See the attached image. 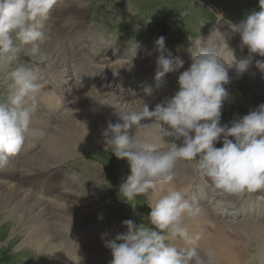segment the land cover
<instances>
[{"label": "clouds", "instance_id": "obj_1", "mask_svg": "<svg viewBox=\"0 0 264 264\" xmlns=\"http://www.w3.org/2000/svg\"><path fill=\"white\" fill-rule=\"evenodd\" d=\"M57 6L62 7L60 0H0V69H8L7 91L0 98V169L23 148L34 111L30 101L34 102L40 91L37 70L20 61L21 53L33 61L45 59L41 51L47 39L44 22ZM79 6L86 7L87 0H79ZM232 28L241 38L240 47H247L250 53L249 58L236 63L239 77L251 66L253 54L264 57V0H259L258 11L252 10ZM165 39L160 36L155 41L160 53L158 70L154 86L142 88L145 96L166 85L165 74L174 70V63L183 65L179 57L174 59L167 51ZM191 52L192 62L179 74V90L173 96L157 103L154 110L139 99L133 110H117L116 122L109 120L102 130L105 149H111L118 159H126L130 167V174L119 187L125 201L139 195H158L155 203L149 204L147 224L137 226L126 219L122 224L127 231L105 240L113 257L110 264H212V253H202L198 247L199 234H191L185 226L186 219L201 213L197 198L166 188L180 161L194 162L200 175L222 193H264V103L222 125V109L230 97L225 85L231 82L233 52L230 59L220 46H203ZM256 67L264 74V60H257ZM133 126L134 135L130 132ZM147 128L173 139L164 140L166 148L138 139L140 130ZM221 141L222 147H216ZM177 240L184 246H178Z\"/></svg>", "mask_w": 264, "mask_h": 264}, {"label": "rangeland", "instance_id": "obj_2", "mask_svg": "<svg viewBox=\"0 0 264 264\" xmlns=\"http://www.w3.org/2000/svg\"><path fill=\"white\" fill-rule=\"evenodd\" d=\"M208 1L209 4L204 0H87V6L83 8L84 12L81 13L85 20V23L83 22L85 24L83 27V33L85 35L83 38L84 48H81L80 45L74 44V40L80 32L72 34L64 33V29L68 24L67 20L69 16L67 15L70 11H74L76 7L80 8L79 0H60L62 7H54L49 16L50 21L44 22L47 39L45 43L41 45V51L45 59L43 61L40 59L33 61L29 55L21 53L20 61L30 63L36 70H40L42 67L46 66L51 53L57 49V44L53 42L59 32L62 33V37H59L63 38V43L65 44L64 50L68 56L71 57L73 62L71 63L65 60L64 64L62 62L59 63L56 70L61 72L65 71L67 73L71 72L70 76L76 74L72 71L77 68V70L80 71L82 68V65L76 62L78 58H76V56H71V53L76 52V49L82 51L83 57H85L83 62L87 63L91 61L96 62L95 60H101L107 56L114 57L118 55V53L127 52L133 53L135 58L144 55L146 57L150 55L151 57V54L155 50V45L154 43L151 44V42L155 37L159 38L160 36L166 38L165 41L168 45H171L172 49H175L177 46L184 47L182 49H177L176 55L187 54L189 51L195 50L197 45L204 42L207 44L205 46L208 47L212 44L213 46H227L224 47L223 52L225 55L231 57L232 51L234 58H239L237 61L244 59V56L245 59L249 58L250 53L247 47L243 49L240 47L241 38L232 27H234L235 24H239L252 10L258 11L259 0ZM218 8L224 9V12L219 14ZM75 26L76 24L71 25L70 23L67 30H74L76 28ZM149 36L153 38L150 40ZM148 37L149 40L147 41L145 38L148 39ZM211 37L215 39L216 42H209V38ZM101 45H103V47H101ZM226 48H228L230 52L226 51ZM149 49L151 51H149ZM166 49L170 52L169 46H167ZM90 52L93 53V56H90ZM125 57L126 56L122 57V59L124 60ZM251 58L252 64L242 76L238 77L237 72L229 73L231 82L225 85V87L229 91L230 97L225 101L222 109V125L228 124L232 120L248 114L250 111L255 110L260 104L264 103V74H261L256 67V61L264 60V57L253 54ZM190 60H192V58H190ZM68 66H70V68H68ZM7 71L8 69H0V98H2L7 91L5 81ZM168 73H166L164 77L167 83L160 91L162 93L161 98H159L160 102L165 98H170L171 95L173 96L175 92L179 90V84L177 82L178 76L175 77V73ZM67 79L69 78L67 77ZM128 80L131 82L134 79L128 77ZM67 83L66 91L68 90L69 92L71 86L69 81ZM105 83L110 84L115 83V81L113 78H106ZM41 84V90L52 89L55 95H58L57 88L60 83L56 78L53 77L51 81L45 84L44 81H42ZM130 89L138 94L142 93L140 87L137 85ZM66 91L64 90V92ZM119 93L123 94L121 89ZM36 95L35 100L41 101V109H43L46 115H51L54 124L62 125L63 123L70 122V126H73L75 122L74 119L77 120L79 124L77 129L81 126L77 134L79 135L80 131H85L83 140L75 148L72 142V146L69 149L70 153L62 155L63 157L60 156L58 160H50L48 165H42L34 176L31 175L32 171L26 170L22 172L19 168H15L11 171L12 173L17 172L16 179L22 180L26 184V187L23 189V191H27L25 194V202L21 200V195L23 194L22 190L18 191L20 193L17 194L8 190L9 185L14 183L3 179V175L6 174V169H1L0 194L5 197L9 194V205L15 201L19 202L20 206L22 205L15 209L19 210L15 217L19 213L21 214L24 209L32 208L36 214L41 213L43 219L50 220L49 226L52 225L53 233L51 234L54 235V237L65 243H78V247L82 248V252L84 253H82L80 257L74 255V260L81 261L80 264H110L111 259L106 262L99 259L100 256H98L96 252V247L99 246L103 248L105 253L113 259L111 250L105 247V240L114 239L117 234L126 232L127 229L122 224V221L126 219L133 220L137 226L141 223L147 224V216L151 210L149 204H154V202L150 199L148 194L139 195L132 201H125L123 194L119 191V187L122 181L130 174L128 162L126 159H118L115 157V155L111 153V149H105V142H101L97 134L99 133L102 135V130L107 127L109 120L113 123L116 122V112L119 110L120 104L121 106H125L124 108L121 107V111H128L133 110L137 103L133 98H130L131 93L128 91V100L134 101L133 104L127 99L124 101L126 103H121L122 101L120 100L116 101V97L112 99L113 103L104 99L100 104L101 107L99 111L97 114H94V112L82 108L83 102H81L79 105L81 111L72 118V108L76 105L73 101L78 100L72 93L69 99V111L67 109L68 105L64 103L56 110H52V108L47 105L42 94L37 93ZM41 109V113L37 111L39 115H43ZM61 110H63L62 114L60 113ZM151 110H154V108ZM65 111L66 113L64 114ZM38 114H36L37 118ZM147 129H143V133L139 132L138 139L146 142L153 141L154 143H157L158 139L160 141L162 139L163 142L164 140L173 139L172 137H163L162 133L155 128H151V130L155 132V135L149 138L147 137ZM130 132L133 135L135 134V126H133ZM43 135L46 134L43 133ZM51 135L53 136V128L47 131L46 138L52 139L56 134L54 137H51ZM29 145L30 147L41 149L44 143L38 145L35 144L32 139L29 141ZM215 146L222 147V141L218 142ZM166 147L167 146L164 145V148ZM34 152H36V150ZM17 156L19 158V160H17L18 163L24 164L26 162V152H21L12 157V159L16 160ZM176 170L177 169H175V171ZM40 171H43L46 176V179L43 181H46L51 174L55 172L59 173L62 180V185L58 186V189H60L59 191H67V186L70 182V185H73V190H81V195L78 200L67 207H62V204L59 202L58 205H56L54 203L55 195L52 194V196L50 193L52 189L44 187L48 191L44 189V193L41 192L43 185L39 181L42 175ZM27 172L30 173V175H27ZM198 172L199 170L197 173ZM36 175L39 176V180L37 181ZM14 176H16V174ZM29 178L30 181L27 182ZM28 184H35L38 188L33 189ZM91 184L93 192L88 189V186ZM28 188L30 190H28ZM59 191L56 193H59ZM210 193L212 195V190ZM256 193L258 194L253 195V193L245 192L242 193L243 195H233L232 198L237 199L239 197L238 195L245 199L254 196L264 197L263 193ZM63 195L60 197H63ZM226 196L227 194L214 190V205H212L213 203L210 204L211 206L209 205L211 209L214 210L217 209L216 206L218 204H222L217 210L222 211L218 214L221 219L226 221L236 222L246 220L250 216V207L252 206V210H256L260 205V202H253L250 204V207L246 209L247 211L235 215L236 211L232 209V205L228 206V204L224 203L228 200ZM67 202L70 201L67 200ZM6 205L7 201H0V206ZM7 208H2L0 212L3 213L5 211L8 213L10 210L8 211ZM42 209H44V211H42ZM66 211L69 217L65 219V222H61L60 220H56V222L55 219H61L62 214ZM10 213L12 214V210ZM71 219H73V221H70ZM8 221V219L4 220L0 218V264H42L41 261L36 259V256L33 257V246L23 247V249L18 248V239L8 232L7 228L12 226ZM52 222H54V224ZM6 223L8 225H6ZM37 223H39L38 220ZM148 226L151 225L149 224ZM209 229L210 231L214 229L213 224L209 225ZM105 233H107V235L102 239L101 237ZM79 236L85 239L81 242H76ZM243 236L245 237H243V241H238V239L230 241L232 245H243V243H246L245 251H247L245 252V256L247 255V259L243 260L240 264H264L262 263L264 253L258 249L261 246V242L258 241L259 239L253 237L248 239L245 232ZM100 243H103V245ZM175 243L178 246H184L181 240L175 241ZM198 247H200V250L203 252L199 244ZM45 258L46 257H44V259ZM70 261L71 260H69L67 264L73 262V260Z\"/></svg>", "mask_w": 264, "mask_h": 264}, {"label": "bare ground", "instance_id": "obj_3", "mask_svg": "<svg viewBox=\"0 0 264 264\" xmlns=\"http://www.w3.org/2000/svg\"><path fill=\"white\" fill-rule=\"evenodd\" d=\"M83 12H84V9L81 7L80 8L76 7L74 11L73 10L70 11L67 15L69 16L68 17L69 21L67 20L68 24L66 25L64 29L65 34H68V33L72 34V33L80 32L78 36L76 37V39L74 40V44L80 45L81 48H84L83 38L85 37L83 33V27L85 26L84 24L85 20L83 19V16L81 15V13ZM49 21H50V17L45 22H49ZM70 23L71 25L76 24L75 26L76 28L74 30L68 31L67 28ZM59 36L62 37L61 32L58 33V36H56L53 42L54 44H57L56 51L51 53L49 60H47V65L41 68V73L39 75L40 76L45 75L46 80H50L51 76L55 75L56 78L62 83L58 86L57 91H58V94L62 97L64 104L68 105V108H67L68 111L70 108L69 99H70L71 93L78 98V100L73 101L77 106L75 105L72 108V113H71L72 118L75 115H77L79 111H81L79 107L81 102H83L82 108L90 110L91 112H94V114H97V112L99 111L101 107L100 104L104 99L111 103H113L112 99L114 97H116V101H119V100L122 101L121 103H123L125 99L128 100L129 98L128 92L125 94V96L118 95L113 90L109 89L108 87L104 85V80L109 76L113 77L115 81L114 86L117 88L118 92L120 91V88H118L116 84L123 85V80L121 79V77L124 76V79H125L126 74L125 72H121L120 69L117 72H115L114 67L117 65L115 63V60L112 64H110L108 61H105L104 64H101L98 66H96L95 64L90 65L88 68H86L85 66L83 76H86V78L83 80H82V73H81L82 69L78 71L77 70L78 68H77L76 70L72 71L73 73L74 72L76 73L74 76H70L71 72L67 73L65 71L63 72L59 70L57 71L56 69L59 66V63L62 62L64 64L65 60H68L71 63L73 62L71 57L68 56V54L64 50L65 44L63 43V38H60ZM210 41L212 43L216 42V40L213 39L212 37L209 38V42ZM153 42L155 43V41ZM205 45L207 44L203 42L202 44H200V46H198V48L203 47ZM217 46L222 47V49H224V47H227L224 45H217ZM217 46H213V47H217ZM101 47H103V45H101ZM226 51L230 52L228 48H226ZM71 56L73 57L76 56V58H78L76 60L77 64L81 63L85 59V57H83L82 51L78 49H76V52H72ZM119 57H124V55H119ZM143 57H146V56L144 55ZM147 57H149V55H147ZM154 57H155V53L151 55V57L149 58L153 59ZM190 58H192V56H190ZM238 59L239 58H235L236 61ZM138 60H140V58H138ZM191 62L192 60H189L188 64L190 65ZM185 63L187 64V61H185ZM156 64H157L156 62L152 61L151 63H148V65H145V66L154 67L153 72L156 74L157 72ZM68 68H70V66H68ZM139 76H140V73L136 67L133 70H131L130 78L139 77ZM67 77L69 79H67ZM68 81L71 86V88L69 89V92L68 90L66 91L67 86L63 84V82H66V85H67ZM142 81L144 83L151 82L152 81L151 75H148L147 77L143 78ZM64 90L66 92H64ZM160 91L161 89L154 92V94L150 97L145 96L143 93H141V94H138L137 96H133L130 98H133L137 104L140 103L139 99H143L146 103L149 104L150 109H151L155 107L157 103H160L159 98H161V94H162ZM43 96H44V99L53 106V108L55 109L57 108L58 102L55 101L53 95L50 94L49 90H47L43 94ZM128 101L131 104L134 103V101L132 100H128ZM30 103H34V111L32 113L28 131L26 133L25 144L23 148L21 149V151L19 152V153L21 152L27 153L26 162L24 164L18 163L17 160H19V158L17 156L16 160H13L11 158L9 162V167L7 165L5 168H3V169H6L5 171L6 174L3 175L4 176L3 179L9 180L14 183V184L9 185L8 190L15 194L20 193L18 191H21V190L23 191L24 187H26V184L22 180L16 179L17 172L12 173L11 172L12 170H14L15 168H19L22 170V172L26 170L32 171L31 175L34 176L36 172L40 170L42 165H46V164L48 165L50 160H53V159L58 160L60 156L70 153L69 149L72 146V142H73V147L74 148L77 147L83 140V136L85 134V131H80V134L79 135L77 134V132H79V130L81 129V126L79 127V129H77V126H79L77 120L74 119L75 122L73 126H70V122L63 123L62 125H56L53 123L51 115H46L43 109H41L42 106H41L40 100L37 101L34 99V102L30 101ZM121 107L124 108L125 106H121L120 104V108H119L120 111H121ZM40 109L42 110L43 115H39L37 113V111L41 113ZM62 112L63 110L60 111L61 114ZM65 113L66 111L64 112V114ZM36 114H38V118L36 117ZM52 128H53V136L51 135V137H54L55 134L56 135L54 138L48 139L46 138L47 131L51 130ZM141 130L140 132L143 133L144 130L143 129ZM43 133L46 135H43ZM154 135H155V132L152 131L151 128H148L147 137L151 138ZM97 136H99V139L101 142L104 141V138L102 137L101 134L98 133ZM32 139L35 142V144L40 145L44 143V146H42L41 149L37 147H30L29 141ZM161 141L158 139L157 144L159 147L164 148V145L166 144L163 141L162 142ZM177 143H180V141H178ZM35 150L36 152H34ZM176 169L177 170L175 171L174 179L171 181L169 185H166V188L170 187V188L182 190L185 192L188 184L189 183L192 184L191 177L195 173H197L198 170L195 168L194 162H184V161L178 162ZM40 172H42L41 173L42 175L40 177V182L43 185V187L52 189L50 193L51 195L52 194L55 195L54 203L56 205H58V202H59L60 204H62L61 205L62 207H67L68 205L74 204V202L78 200L79 196L81 195L80 194L81 190L79 191L73 190V185H70V182L68 183L67 191L65 190L59 191L60 189H58V186L62 185L61 175L59 173L55 172L54 174H51L46 181H43L44 179H46V176L44 175L43 171H40ZM15 174L16 176H14ZM27 175H30V173L27 172ZM29 181H30V178L28 179L27 182ZM0 182H1V179H0ZM202 182L205 187L211 188V183L207 178L203 177ZM28 185H30V187H32L33 189L38 188L37 186H35V184H28ZM1 186H2V183H1ZM200 186H201L200 179L197 178V181L194 184V188H199ZM41 189H42L41 192L44 193V189L43 188ZM88 189L89 191L93 192L92 184L88 186ZM28 190L30 189L28 188ZM57 191H59V193H56ZM26 193L27 191H23V194L21 195V200H23L24 202H25ZM7 195L8 196L5 197L2 194H0V201L1 200L3 202L7 201L6 206H0L1 207L0 211H2L1 210L2 208L8 207L7 208L8 211L12 210V214L10 213V211L8 213H6L5 211L3 213L0 212V218L4 220L6 219L9 220L8 223L11 224L12 226H9L7 229H8V232L11 233V235H14V237L18 239V244H17L18 248L23 249V247L33 246L34 247V250L32 251L33 257L36 256V259L38 261H41L42 264H67V262L69 263V260L71 261L73 260V262L70 261L71 264L81 263V261L79 260H74V255H77L78 257H80V255L82 256V253H84L82 252L83 251L82 248L78 247V243L76 244L65 243L64 241H60L56 237H54V235L51 234L53 233L52 225L50 224L51 226H49L50 220L43 219L41 217V213L36 214L32 208L24 209V211L21 214L19 213L15 217L17 211H19L15 209L18 207H21L22 205L20 206L19 202L17 201L9 205L8 200L10 198H9V194ZM61 195H63V197H60ZM240 195H243V194H240ZM240 195H238L239 197L236 199V198H232L233 195L227 194L226 197L228 198V200L226 198L227 201L224 203L228 204V206L232 205L233 207L236 206L237 208H242L245 202H243V200L240 198ZM148 196L154 203L156 199L158 198L157 194L150 193L148 194ZM67 200H69L70 202H67ZM221 205L222 204H218L216 206L217 209ZM251 207L250 209H252ZM217 209L213 210L209 206L207 207L201 206V213L197 218L185 220V226L188 228L189 232L191 234H199L200 240L198 241V244L199 246H201L203 252L212 253V257H213L212 264H237V263L240 264L243 260H246L247 259L246 257L247 255L245 256V252L247 251V250L245 251L246 243H243V245H238V244L232 245V243L230 242L233 239L234 240L238 239V241L239 240L243 241L245 238L243 236L244 232L248 239H251V237L259 239L258 241L261 242V246L258 249H260L264 253V211H258L261 215L260 217H258L257 220H255L254 217L250 216L249 219L233 222V221H226V220L221 219L218 213L222 211L217 210ZM42 211H44V209H42ZM68 217L69 215H67V211H66L64 214H62L61 219H55V221L60 220L61 222H65V219ZM37 220L39 221V223H37ZM70 221H73V219H71ZM52 223L54 224V222ZM211 224H213L214 229L210 231L209 225ZM6 225L8 224L6 223ZM69 226H66V227H69ZM76 242H79V241H76ZM103 243H100V244L103 245ZM96 252L98 256H100L99 259L101 261L106 262L109 259L112 260V258L107 253H105L103 248L97 246ZM44 257L46 258L44 259ZM262 263H264V256H263Z\"/></svg>", "mask_w": 264, "mask_h": 264}]
</instances>
